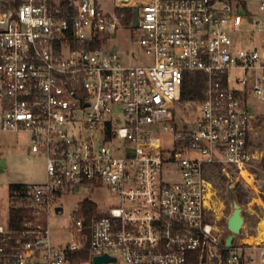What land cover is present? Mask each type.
I'll use <instances>...</instances> for the list:
<instances>
[{"label":"built area","instance_id":"built-area-1","mask_svg":"<svg viewBox=\"0 0 264 264\" xmlns=\"http://www.w3.org/2000/svg\"><path fill=\"white\" fill-rule=\"evenodd\" d=\"M113 1L104 13L98 0H0V132L29 134L46 161V181L13 194L25 215L0 224V264H264V243L227 245L211 179L234 171L262 204L248 107L264 106V0ZM126 25L144 55L128 65L101 46ZM197 73L201 120L177 131ZM162 134L181 147L169 153ZM100 185L116 206L88 222L81 201L54 244L59 199Z\"/></svg>","mask_w":264,"mask_h":264},{"label":"rangeland","instance_id":"rangeland-1","mask_svg":"<svg viewBox=\"0 0 264 264\" xmlns=\"http://www.w3.org/2000/svg\"><path fill=\"white\" fill-rule=\"evenodd\" d=\"M98 3L104 13H114L116 11L113 0H98ZM101 46L105 51L118 54L123 63L127 65L132 64L131 59L134 53H140L142 58L144 57L140 47L133 44V31L127 25L119 28L116 34H107ZM237 74V72H232L231 75L236 77ZM197 103L198 101H189L177 106L175 117L177 131H181L185 127H192L201 120V109ZM248 110L255 115L251 123L249 143L252 151L259 156V160L254 164L253 171L259 179L264 180V170L261 166L264 159V106L252 96ZM162 136L164 147L170 150L169 153H173L172 150L181 147L180 143L173 142L174 139L171 138V135L162 134ZM30 142V136L27 133L0 132V162L6 160L7 164L4 172L0 173V224H5L9 220V211L14 196L11 186L23 185L27 187L42 184L46 181V161L43 157L30 152ZM196 156L191 154L189 157ZM222 178L223 180H221ZM211 179L217 190V215L222 217L223 226L227 227L228 218L233 213V204L237 202L232 197L234 189L238 185H242L250 193L248 202L241 204L245 223L241 234L236 239L256 237L260 231L259 228H262L264 223V189L261 195L262 205L256 201L253 202V192L245 183L238 180L236 172L231 171V177L229 178L213 169ZM86 199L96 203L97 212L116 206L118 202L115 194L102 185L97 187L85 186L81 189L78 187V190L64 193L63 197L59 199V203L64 206L65 212L62 216L54 217L50 221L51 237L54 244L66 243L70 240V235L65 229L70 224L71 214L79 211L80 202ZM228 235H230V232H228Z\"/></svg>","mask_w":264,"mask_h":264},{"label":"trees","instance_id":"trees-1","mask_svg":"<svg viewBox=\"0 0 264 264\" xmlns=\"http://www.w3.org/2000/svg\"><path fill=\"white\" fill-rule=\"evenodd\" d=\"M101 44V42L99 43ZM98 44V45H99ZM205 82L206 79L201 74H187L185 85H184V91L182 96L183 103L189 102V101H203L205 98ZM261 166L264 170V159L261 163ZM223 180V178L221 179ZM24 189L23 185H13L11 186V191L14 194L15 192L19 191L21 192ZM232 197H234L237 202L241 205L243 203H247L250 198V193L247 192L242 185H238L234 192L232 193ZM96 204L91 200H84L81 203V211L82 214L86 217L88 222L92 218L93 215L96 213ZM79 214H80V207H79ZM25 215V212L23 209H11L10 211V224L12 227L19 228L22 225V222L24 219H22ZM83 260L88 258V253L86 252L83 256H81ZM78 261H80V256L78 258Z\"/></svg>","mask_w":264,"mask_h":264},{"label":"water","instance_id":"water-1","mask_svg":"<svg viewBox=\"0 0 264 264\" xmlns=\"http://www.w3.org/2000/svg\"><path fill=\"white\" fill-rule=\"evenodd\" d=\"M13 4V3H12ZM138 25V18L136 16L135 21H134V26L137 27ZM6 160H2L0 162V173L4 172V168H6ZM63 208L59 207L57 208V212L62 211ZM245 219L242 215V207L238 202H235L233 204V213L230 215L227 221V228L230 232V235L227 239V245L231 246L234 240L238 235L241 234L242 228L244 226ZM116 260L113 258H110L108 256H103V257H97L94 259V264H104V263H110V262H115Z\"/></svg>","mask_w":264,"mask_h":264},{"label":"bare ground","instance_id":"bare-ground-1","mask_svg":"<svg viewBox=\"0 0 264 264\" xmlns=\"http://www.w3.org/2000/svg\"><path fill=\"white\" fill-rule=\"evenodd\" d=\"M259 230L260 231L258 232V235L256 237L255 236H251V238L248 237V239H246V243H248V244H260V243H264V223H263V227L262 228L260 227ZM253 240H255V241H253Z\"/></svg>","mask_w":264,"mask_h":264}]
</instances>
